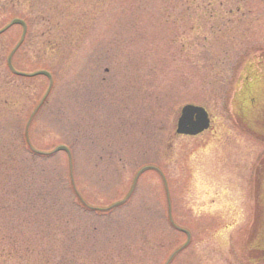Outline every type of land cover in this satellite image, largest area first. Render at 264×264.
Segmentation results:
<instances>
[{
    "label": "rangeland",
    "instance_id": "rangeland-1",
    "mask_svg": "<svg viewBox=\"0 0 264 264\" xmlns=\"http://www.w3.org/2000/svg\"><path fill=\"white\" fill-rule=\"evenodd\" d=\"M12 19L13 69L51 85L9 74L2 31L0 264H264V114L253 133L231 105L264 0H0ZM187 104L196 137L174 135Z\"/></svg>",
    "mask_w": 264,
    "mask_h": 264
},
{
    "label": "water",
    "instance_id": "water-1",
    "mask_svg": "<svg viewBox=\"0 0 264 264\" xmlns=\"http://www.w3.org/2000/svg\"><path fill=\"white\" fill-rule=\"evenodd\" d=\"M12 25L20 26L22 29V34H21L19 42L17 43V45L14 47V49L11 51L10 55L7 58L6 63H7L8 69L11 72H13L15 75H18L21 77L44 76L48 79L49 86H50L51 85V77H50V74L45 72V71H37V72L32 73V74H22V73H17L15 71H13V68L11 66V56L14 53V51L18 48V46L22 43L24 35H25V31H26V26L22 20L12 19L8 23V25H6L5 28L0 31V33ZM208 125H209L208 115L203 108L198 107V106H193V105H185L180 109L179 117L177 118L175 129H174V134L175 135H183V136H196V135L202 133L203 131L207 130ZM59 151L65 152L68 156V159L70 160L69 151L65 147L58 146L54 149L53 152H59ZM147 169H155V168L150 167V166L144 167L143 169L138 171L136 176H138L142 171L147 170ZM156 171L158 172V170H156ZM165 193H166V197H167L166 188H165ZM127 197H128V195H127ZM123 202H124V200L117 202L112 206H118ZM97 210L106 211V209H97ZM167 216H168L169 221H171V219H170V206H169L168 201H167ZM176 229L186 235V238H187L186 243H187L188 239H189L188 232L184 231L183 229H179L177 227H176ZM173 256H174V254L172 253V255L169 257L168 261L165 264H168Z\"/></svg>",
    "mask_w": 264,
    "mask_h": 264
},
{
    "label": "flooded vegetation",
    "instance_id": "flooded-vegetation-1",
    "mask_svg": "<svg viewBox=\"0 0 264 264\" xmlns=\"http://www.w3.org/2000/svg\"><path fill=\"white\" fill-rule=\"evenodd\" d=\"M262 56H264V54ZM259 59L262 60L257 63L260 68H262L261 71L257 72L252 65H248L249 67L245 69L246 72L241 79V86L231 100V105L234 108L235 114V116L232 117L233 123L238 128L241 127V129L253 133L257 132L253 131L255 128H251L249 125L252 114H264V57H260ZM254 108L256 111H254ZM257 109L259 110L257 111ZM256 121H258V118H256ZM210 126L211 124L209 123V127ZM262 159L264 165V157H262Z\"/></svg>",
    "mask_w": 264,
    "mask_h": 264
},
{
    "label": "trees",
    "instance_id": "trees-1",
    "mask_svg": "<svg viewBox=\"0 0 264 264\" xmlns=\"http://www.w3.org/2000/svg\"><path fill=\"white\" fill-rule=\"evenodd\" d=\"M8 70V69H7ZM8 72H9V74L11 75V76H13V77H15V78H27V77H21V76H18V75H15L13 72H11V71H9L8 70ZM15 72H17V73H24V72H18V71H15ZM84 211H88L89 213H91V212H95V210H90V209H86V208H84V207H81Z\"/></svg>",
    "mask_w": 264,
    "mask_h": 264
}]
</instances>
